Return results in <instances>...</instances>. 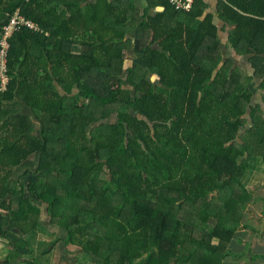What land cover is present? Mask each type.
<instances>
[{"label": "trees", "instance_id": "obj_1", "mask_svg": "<svg viewBox=\"0 0 264 264\" xmlns=\"http://www.w3.org/2000/svg\"><path fill=\"white\" fill-rule=\"evenodd\" d=\"M89 1L0 0V38L17 10L39 28L10 38L9 82L0 98L19 90V76L28 80L19 73L22 53L15 46L22 37L51 44L47 56L57 66V81L69 93L73 84L80 88L73 97L54 93L42 98L44 132L61 136L66 145L43 153L39 181L28 185L47 204L51 227L66 230L55 244L62 241L77 261L85 257L90 264H224L253 200L243 180L249 159L264 160L261 105L252 107L255 126L239 138L256 78L264 97V0H222L221 5L223 19L236 26L231 41L250 55L255 76L224 67L213 80L214 66L195 62L203 44L221 41L213 18L200 20L197 7L203 0H198L187 29L164 23L168 9L141 25L153 31L159 50L149 48L145 70L131 74L134 94L119 77L129 44L125 36L135 26L132 0H119L125 6L129 1L121 11L118 1ZM74 42L92 45L93 55L68 51L65 46ZM149 71L163 87L150 85ZM38 89L30 85L29 92ZM105 118L107 123L95 126ZM89 128L90 149L85 151L72 138H87ZM246 152L250 157L240 163ZM9 189L0 185V196ZM0 206L11 211L9 228L23 235L43 221L40 205L29 197H21L18 210L6 201ZM18 255L10 252L7 259Z\"/></svg>", "mask_w": 264, "mask_h": 264}, {"label": "crops", "instance_id": "obj_2", "mask_svg": "<svg viewBox=\"0 0 264 264\" xmlns=\"http://www.w3.org/2000/svg\"><path fill=\"white\" fill-rule=\"evenodd\" d=\"M107 1L111 3L118 1L119 11L123 10L125 7H129V1L126 3V6L124 3L119 2V0ZM130 2L133 7V23L135 26L128 30L125 36V40H127L129 44L125 50V59L123 61L119 77L123 88L132 91L134 94L135 86H133L129 81L131 74L141 73L139 68H143L142 72L145 70L146 60L144 57L147 55L149 48L159 50V43L155 41L153 31L142 27L141 25L144 24L149 17H155L158 14L165 15L167 9L168 14H166L163 21L171 28L182 26V28L187 29L194 23L195 19L192 17L194 11L189 13L177 11L176 9L174 10L170 7V4L168 5L169 2H167V0H132ZM85 4L82 5V7L85 6ZM162 4H167V6H163ZM221 5L222 0H203L197 7V10L202 11L200 15V20L202 22L206 21L208 17L213 18L214 24L218 27V33L221 41L217 44L213 42L212 46L208 45V43L203 44L200 49L195 52V55L197 56V60L195 62L208 67L214 66L213 80L216 79L218 73L224 67H230L233 70H240L245 72L248 76H255V69L251 62L250 55L240 52L237 48H235L231 41V31L234 30L236 26H230L223 19ZM40 32L44 36L50 37L49 32L44 33L42 29ZM85 42H74V44L70 46L69 43H67L65 47L68 51L71 50V53L74 55H84L89 58L93 55V47L90 44L85 45ZM180 44L185 45L187 43L185 41H181ZM15 46L16 50L22 53L20 55L19 73L22 76L24 75L27 77L28 80L19 76V84L17 87L20 91H10L9 97L0 98V185L8 184L11 188L4 196H0V202L6 201L12 209L18 210L20 207L21 197H29L31 200H35L38 207L40 205L41 217L42 219H45L44 210L46 209L47 216V204L40 202L37 195L30 193L28 185L39 181V176L41 175V171H39V169L42 164L41 157L44 156L43 153L46 150L54 151L53 149H60L62 146L66 145V142L65 139H62L61 136H58L53 132H44L43 122H45L47 114H44L41 111V105L45 104L42 98L54 97V93H57L62 97H73L79 93L80 88L79 85L73 84L71 92L69 93L65 90V86L61 85L57 81V66L52 65L47 56V50L52 51L53 46L51 44H48L46 41H39V37L35 39H26L25 37H22L15 42ZM239 57L245 58V61L249 62L251 69L248 67L244 69L237 66V60ZM192 65H194V63ZM67 66H71L73 68L72 64ZM147 78L150 80V85H152V87H163L160 83V77L154 72L149 71L147 73ZM254 84L255 83H252L251 90H254ZM30 85L33 87H39V93H30ZM179 86L186 87L187 84L182 83ZM259 86L257 90L259 89ZM261 97L262 95L260 98ZM253 99L254 97L252 98V102ZM252 102L251 106L248 108L247 115H245L247 123L241 127L239 138H241V136H245L246 133L255 126V122L251 116L252 107H254L252 106ZM37 105H39V109L37 108ZM258 105H261L264 112V105L262 103H258ZM107 122L108 118H105L100 120V122L95 126ZM92 131L93 130L89 128L88 131H86L87 138L83 136L82 140L75 134L74 138H72V142H75L78 145L83 144L85 151L86 149H90V137L92 136ZM259 136H262V133H260ZM39 141L42 144L40 147ZM241 141H243V139ZM36 143L38 146L37 148ZM30 148H33L32 151L25 158L19 161L18 158ZM247 157H250L249 152H246L244 156L240 157V163ZM254 159V157L249 159L250 163L245 172L247 181H245V175L243 179L247 187H249L253 192V200L248 206L244 220L246 219L248 213H252V217L256 218L257 221L259 219V215H261V225H259L260 229L257 230L256 224L253 225L252 223H248L243 220L239 232L246 233L247 238H249V232L252 241L247 238L244 239L246 242L244 243L245 248L235 252L238 254V257L234 254L232 257H234L233 259L235 260L236 258L241 257V255H246L248 259L245 257L242 260L245 264H264V229L262 227L264 219V178L262 182L251 179L254 167H256L253 162ZM256 159L261 160L263 158L257 157ZM247 174H250L249 179ZM262 175L264 177V174ZM22 186L24 187V194H22ZM12 188L14 190H12ZM260 190L262 192L258 194L257 191ZM1 193L2 191H0V195ZM257 203H261L262 205L260 212L254 210ZM10 215V210L0 206V237L2 236L0 238V264H13L12 262L10 263V260L12 259H7L10 252L18 253V257L15 258L17 261L14 262L22 264L23 261L21 260L24 259H21V255L25 253L21 252H25L24 249L28 248L27 252L29 253L31 247H29L28 244L30 243V240H34L38 235L36 234V230L31 231L28 235H23L16 228L10 229ZM3 224L8 225L7 229L4 228ZM51 228V231L55 234H57L59 230H63L60 227L53 226ZM239 236H237L230 244V248L233 252L234 248L237 246L236 243H240ZM62 249H65L64 244H62ZM71 259L73 264H75L73 255H71ZM67 264H69V262Z\"/></svg>", "mask_w": 264, "mask_h": 264}, {"label": "rangeland", "instance_id": "obj_3", "mask_svg": "<svg viewBox=\"0 0 264 264\" xmlns=\"http://www.w3.org/2000/svg\"><path fill=\"white\" fill-rule=\"evenodd\" d=\"M237 66L242 67L244 69L246 67L251 69V67L249 65V62L245 61V58H243V57H239L238 58ZM252 71H254V70H252ZM254 73L256 74V71ZM259 84H260V80L255 79L254 90L256 91V93H255V96H254V99H253V102H252L253 103L252 106H254V107H258L257 106L258 103H262L264 105L263 92L260 89L257 90ZM261 95H262V97L260 98ZM262 98H263V100H262ZM263 108H264V106H263ZM263 116H264V112H263ZM253 162H254V165L256 167H254V171L252 173L251 179L252 180H257L259 182H262V180L264 178L263 175H262V174H264L263 159L260 160V159H256V157H255ZM247 175H248V179H249L250 178V176H249L250 174H247ZM243 179H244V177H243ZM245 181H247L246 175H245ZM260 192H262V191L261 190L257 191L258 194ZM260 209H262V205H261V203H257L256 206L254 207V210L260 212L261 211ZM44 211H45L44 212V217H46L45 218L46 220L43 219L41 225L38 227L39 229L37 228V230H36L37 233L36 234L38 236L34 240H30V243L28 244V246L31 247L32 252H31V254H29L27 252L28 248L24 249L25 252L19 251L21 253H25V254L21 255V257H22L21 259L31 260L32 262H34V264H62V263L63 264H67L68 262H69V264H73L72 259H71V254L68 253L65 249H62L63 242L59 241L58 243L55 244L56 238L64 236L66 234V231L65 230H59L56 235H52L50 232H47L46 231L47 229L50 230V231L52 230V228H51L52 225H50V221H49L48 215L46 216V209ZM260 217H261V215H259V219L257 221L256 218L252 217V213L251 214L248 213L247 217H246V219L244 221L248 222V223H252L253 225L256 224L257 225V230H259L260 229L259 225H261ZM57 219H58L57 217H53V220H57ZM3 226L6 229L8 227L7 224H3ZM239 235H241V236H239ZM248 235H249V238L246 237V233L239 232L238 236H239V242L240 243H238V242L236 243L237 246H236V248H234V252L232 254H230L231 257L229 256V257L225 258V260L223 261L224 264H245V262H243L242 260L245 257L247 258L246 255L245 256L241 255V257H239L240 259L236 258L235 260L233 259L234 257H232V256L236 255L238 257V254H236L235 252L245 248V244L244 243H246V242H245L244 239L247 238V239H250L252 241V238H251V235L249 234V232H248ZM44 251H47V252H44ZM84 258H80V260L77 261V259L74 257L73 260L75 261L74 262L75 264H90L88 262L89 260L87 258H85V260H84ZM239 260H240V262H239ZM14 261H17V259L14 258V259L10 260V263L11 262L13 264H18L19 263V262L16 263ZM8 263H9V261H8Z\"/></svg>", "mask_w": 264, "mask_h": 264}, {"label": "built area", "instance_id": "obj_4", "mask_svg": "<svg viewBox=\"0 0 264 264\" xmlns=\"http://www.w3.org/2000/svg\"><path fill=\"white\" fill-rule=\"evenodd\" d=\"M198 0H168L170 6L177 11L193 12ZM24 29L39 30L38 26L24 18L20 11L17 10L3 27L2 36L0 38V91L6 89L9 78L7 68L9 65V48L10 38L16 33Z\"/></svg>", "mask_w": 264, "mask_h": 264}, {"label": "water", "instance_id": "obj_5", "mask_svg": "<svg viewBox=\"0 0 264 264\" xmlns=\"http://www.w3.org/2000/svg\"><path fill=\"white\" fill-rule=\"evenodd\" d=\"M138 117H139V118H142L139 114H138ZM262 227H263V229H264V219H263V226H262Z\"/></svg>", "mask_w": 264, "mask_h": 264}]
</instances>
